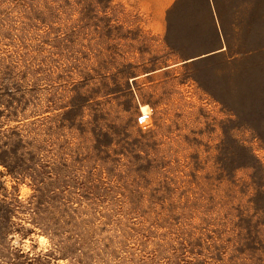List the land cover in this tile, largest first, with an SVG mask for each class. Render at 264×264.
Instances as JSON below:
<instances>
[{
    "label": "rangeland",
    "instance_id": "1",
    "mask_svg": "<svg viewBox=\"0 0 264 264\" xmlns=\"http://www.w3.org/2000/svg\"><path fill=\"white\" fill-rule=\"evenodd\" d=\"M245 2L212 56L215 30L160 34L122 0H0V264H264V0Z\"/></svg>",
    "mask_w": 264,
    "mask_h": 264
},
{
    "label": "crops",
    "instance_id": "2",
    "mask_svg": "<svg viewBox=\"0 0 264 264\" xmlns=\"http://www.w3.org/2000/svg\"><path fill=\"white\" fill-rule=\"evenodd\" d=\"M125 5L134 9L135 16L145 27L160 34L170 29L198 31L196 39H202L205 30H215L209 44L214 48L207 55H216L227 51L230 43V30L239 29L246 20V2L242 7L232 8V0H122ZM264 46L248 54L262 52ZM260 54V53H259ZM206 55V54H205ZM257 59V58H256ZM261 57L259 58V64ZM257 67V61L255 62Z\"/></svg>",
    "mask_w": 264,
    "mask_h": 264
},
{
    "label": "built area",
    "instance_id": "3",
    "mask_svg": "<svg viewBox=\"0 0 264 264\" xmlns=\"http://www.w3.org/2000/svg\"><path fill=\"white\" fill-rule=\"evenodd\" d=\"M148 113H144L143 111L140 112V114L138 115V121L141 123L143 121L146 120V118L148 117Z\"/></svg>",
    "mask_w": 264,
    "mask_h": 264
},
{
    "label": "bare ground",
    "instance_id": "4",
    "mask_svg": "<svg viewBox=\"0 0 264 264\" xmlns=\"http://www.w3.org/2000/svg\"><path fill=\"white\" fill-rule=\"evenodd\" d=\"M140 109H141V111H143L144 113H148L149 114V112H150V107H149V105L148 104H141L140 105Z\"/></svg>",
    "mask_w": 264,
    "mask_h": 264
},
{
    "label": "snow or ice",
    "instance_id": "5",
    "mask_svg": "<svg viewBox=\"0 0 264 264\" xmlns=\"http://www.w3.org/2000/svg\"><path fill=\"white\" fill-rule=\"evenodd\" d=\"M187 55H189V56H192L193 58H196V52L195 51H188L187 52ZM41 239H43V237H41Z\"/></svg>",
    "mask_w": 264,
    "mask_h": 264
}]
</instances>
